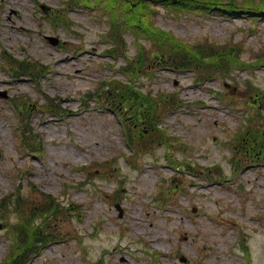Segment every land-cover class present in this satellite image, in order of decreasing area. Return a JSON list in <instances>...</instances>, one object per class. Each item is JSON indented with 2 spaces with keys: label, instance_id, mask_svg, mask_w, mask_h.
<instances>
[{
  "label": "rangeland",
  "instance_id": "374dc122",
  "mask_svg": "<svg viewBox=\"0 0 264 264\" xmlns=\"http://www.w3.org/2000/svg\"><path fill=\"white\" fill-rule=\"evenodd\" d=\"M88 1L0 0V262L21 224L32 243L45 239L29 264H264V165L230 146L245 118L264 123L255 107L264 106V63H255L264 16L229 15L214 3ZM136 14L184 42L192 59L212 44L243 66L220 68L215 55L204 58L207 71L175 67L145 32L122 26ZM114 80L158 106L155 130L131 128L135 95L119 97L131 117L121 121L109 102ZM19 126L37 143L24 142ZM240 162L250 165L232 174Z\"/></svg>",
  "mask_w": 264,
  "mask_h": 264
},
{
  "label": "trees",
  "instance_id": "16d2710c",
  "mask_svg": "<svg viewBox=\"0 0 264 264\" xmlns=\"http://www.w3.org/2000/svg\"><path fill=\"white\" fill-rule=\"evenodd\" d=\"M132 1H135V0H132ZM243 11H246V8H244ZM166 36H167V38L164 40L171 39L170 35L166 34ZM179 45H181V44L179 43ZM179 48H180V46H179ZM40 240H41V238H40ZM36 241H39V240H36ZM22 244L24 246L20 250L21 254H19L18 252H15L14 254H12L14 259H12V261H10L9 264H27L31 260V258L35 254H37V252H38L37 246H33L32 244H30V238L28 239V237H27L25 242H22Z\"/></svg>",
  "mask_w": 264,
  "mask_h": 264
}]
</instances>
